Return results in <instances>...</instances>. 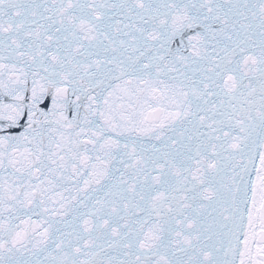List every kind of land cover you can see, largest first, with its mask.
Segmentation results:
<instances>
[{
  "label": "snow or ice",
  "instance_id": "6c2138e0",
  "mask_svg": "<svg viewBox=\"0 0 264 264\" xmlns=\"http://www.w3.org/2000/svg\"><path fill=\"white\" fill-rule=\"evenodd\" d=\"M0 264H264V0H0Z\"/></svg>",
  "mask_w": 264,
  "mask_h": 264
}]
</instances>
